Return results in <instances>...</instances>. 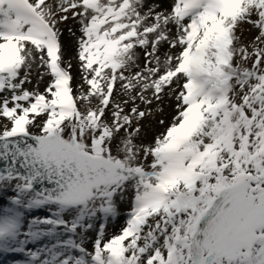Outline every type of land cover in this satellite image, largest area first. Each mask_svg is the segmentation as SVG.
<instances>
[{
    "label": "snow or ice",
    "instance_id": "1",
    "mask_svg": "<svg viewBox=\"0 0 264 264\" xmlns=\"http://www.w3.org/2000/svg\"><path fill=\"white\" fill-rule=\"evenodd\" d=\"M159 8L0 0V256L264 264V0ZM70 20L75 89L62 41ZM246 24L258 31L247 45ZM166 98L176 114L144 143L142 122ZM126 199L125 226L106 239Z\"/></svg>",
    "mask_w": 264,
    "mask_h": 264
},
{
    "label": "rangeland",
    "instance_id": "2",
    "mask_svg": "<svg viewBox=\"0 0 264 264\" xmlns=\"http://www.w3.org/2000/svg\"><path fill=\"white\" fill-rule=\"evenodd\" d=\"M62 29L64 31H68V28H71L73 31H78L79 25L76 23L75 20H70L64 25H61ZM258 34V31L254 28H252L251 25H243L240 32H238V35H240L241 40L244 42L245 45L249 44L254 37ZM167 49V45L165 44L164 47L161 49V51H165ZM141 63H143V55L141 54ZM36 77L33 76L32 84L26 85L28 89H32L36 85ZM46 82L42 81L39 85V90L41 92L44 91V88L46 87ZM80 84H72L73 88L75 89ZM86 87V86H85ZM176 101L175 99L168 100L165 99V103L163 104L164 112L162 115H156L154 117L150 116L147 117L142 123H143V142L144 143H151L156 135H158L161 131H163L164 127L167 126L173 116L176 114ZM143 107V106H141ZM159 119H164L165 124L160 125L158 123ZM131 203L130 199H126L124 202L120 204L119 207V218L116 221L110 222L106 229V239L118 235L120 233V230L125 226V220H126V214L130 211ZM89 240L86 243V247L89 251H92L93 249V241L95 239V232L91 231L89 232Z\"/></svg>",
    "mask_w": 264,
    "mask_h": 264
},
{
    "label": "bare ground",
    "instance_id": "3",
    "mask_svg": "<svg viewBox=\"0 0 264 264\" xmlns=\"http://www.w3.org/2000/svg\"><path fill=\"white\" fill-rule=\"evenodd\" d=\"M151 2L159 3L160 8L157 9V11L164 9V10H171V7L173 5L174 0H151ZM76 35L78 36L80 33L79 31H75ZM62 41L64 44V52H65V59L71 60L73 68H72V75H73V81L72 84H81V74L77 66V60L76 57V37L72 36L68 31H64V35L62 37ZM173 51H178L173 50ZM50 77H45L44 81L48 83ZM47 85V84H46ZM0 206H5L2 201H0ZM20 256L15 255H6V256H0V264H16L18 260H20Z\"/></svg>",
    "mask_w": 264,
    "mask_h": 264
}]
</instances>
